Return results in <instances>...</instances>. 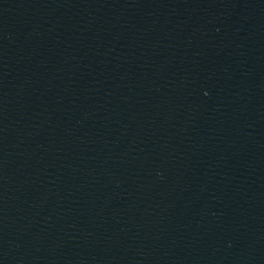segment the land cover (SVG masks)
<instances>
[{"label": "water", "instance_id": "1", "mask_svg": "<svg viewBox=\"0 0 264 264\" xmlns=\"http://www.w3.org/2000/svg\"><path fill=\"white\" fill-rule=\"evenodd\" d=\"M0 264H264V0H0Z\"/></svg>", "mask_w": 264, "mask_h": 264}]
</instances>
